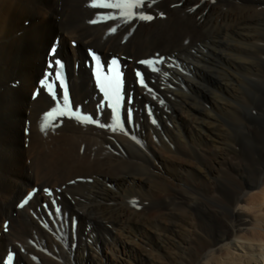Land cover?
Returning <instances> with one entry per match:
<instances>
[{
  "label": "bare ground",
  "instance_id": "bare-ground-1",
  "mask_svg": "<svg viewBox=\"0 0 264 264\" xmlns=\"http://www.w3.org/2000/svg\"><path fill=\"white\" fill-rule=\"evenodd\" d=\"M92 3L65 0L59 13L57 0H0V231L11 213L0 264L9 246L16 264H264V0H149L137 17L114 12L98 24ZM57 33L59 56L81 60L70 73L74 105L96 115L108 112L85 46L169 56L149 76L168 104L127 87L143 145L46 121L49 94H30ZM145 103L155 104L159 126ZM39 183L53 194L41 190L16 210ZM41 201L59 206L65 234L78 221L73 253L71 236L60 240L32 216L45 212Z\"/></svg>",
  "mask_w": 264,
  "mask_h": 264
},
{
  "label": "snow or ice",
  "instance_id": "snow-or-ice-1",
  "mask_svg": "<svg viewBox=\"0 0 264 264\" xmlns=\"http://www.w3.org/2000/svg\"><path fill=\"white\" fill-rule=\"evenodd\" d=\"M146 3V0H93L91 6L100 7V8H108V9H119L120 17L124 18L127 21L129 16L137 17V13L133 12L132 9H137L142 7ZM108 18H116L109 14ZM139 19L151 20V16L139 14ZM115 31V29H113ZM115 63V61H113ZM146 63L152 64V61H147ZM155 70V69H154ZM91 122V121H87ZM43 127H47V123L43 125Z\"/></svg>",
  "mask_w": 264,
  "mask_h": 264
},
{
  "label": "rangeland",
  "instance_id": "rangeland-1",
  "mask_svg": "<svg viewBox=\"0 0 264 264\" xmlns=\"http://www.w3.org/2000/svg\"><path fill=\"white\" fill-rule=\"evenodd\" d=\"M63 39V38H62ZM73 40H76V39H73ZM70 44V43H69ZM257 208H254L253 210H249V215L251 217H254V219H256L257 217ZM261 212L264 216V204L262 205V209H261ZM256 227H257V223H256ZM257 229H255V225H253V227L251 226L250 227V231H251V236L254 234V232L256 231Z\"/></svg>",
  "mask_w": 264,
  "mask_h": 264
}]
</instances>
